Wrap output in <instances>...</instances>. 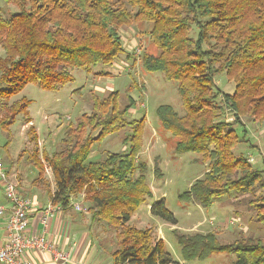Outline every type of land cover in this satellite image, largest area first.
<instances>
[{
    "label": "trees",
    "instance_id": "trees-1",
    "mask_svg": "<svg viewBox=\"0 0 264 264\" xmlns=\"http://www.w3.org/2000/svg\"><path fill=\"white\" fill-rule=\"evenodd\" d=\"M3 1L16 11L0 15L2 131L8 132L18 115L27 114L30 101L11 102L26 85L59 91L74 82L76 70L90 73L95 67L112 65L121 54L130 58L135 48L130 54L125 50L121 32L147 24L141 35L155 53L139 49L133 57L145 72L161 73L175 83L185 110L180 117L171 106L160 105L157 120L173 138L175 155L194 153L208 163L201 178L178 195L179 201L207 209L219 198L252 196L264 188V170L253 169L245 155L233 152L238 144L248 143L244 121H264V0ZM220 74L233 83L231 94L217 88L215 78ZM89 98V112L66 125L52 153L38 156L37 133L32 125L28 127L34 148L27 163L38 171V180L45 169L50 170L53 205L66 211L73 199L82 198L90 226L110 246L112 264H182L165 251L152 228L128 224L151 197L147 165L138 159L144 117L129 120L135 101L127 96V104L122 105L116 90L100 97L90 92ZM123 129L129 130L122 139L126 153L106 151L100 161H89L95 144ZM158 171L155 166L157 176ZM247 204L254 219L264 224V201L251 199ZM149 212L171 226L177 223L164 199L153 203ZM174 236L185 262L228 253L235 257L232 264H264L260 239L225 244L214 232Z\"/></svg>",
    "mask_w": 264,
    "mask_h": 264
},
{
    "label": "rangeland",
    "instance_id": "rangeland-1",
    "mask_svg": "<svg viewBox=\"0 0 264 264\" xmlns=\"http://www.w3.org/2000/svg\"><path fill=\"white\" fill-rule=\"evenodd\" d=\"M15 11V6L7 5L0 0L1 16ZM147 29V24H141L125 29L124 33L121 32L122 42L128 53L133 48H138L141 52L146 48L148 52L155 53L153 45L141 35ZM136 61L133 56L125 58L121 54L112 65L95 67L90 73L76 70L74 82L65 85L59 91H45L34 84L26 85L11 99V102L20 98L30 101L27 114L16 117L15 122L9 127L10 135L0 129V157L8 153L11 158L18 159L16 160L18 169L29 166L26 165L29 160L27 156H31L34 148L27 133L31 125L37 133L38 156L42 152L52 153L58 148L66 125L74 124L81 114L89 112L90 92L100 97L108 92L107 85H112L114 90L119 92L122 105L127 104V96L135 101L129 110V120L139 121L143 117L145 119L138 159L147 165L146 180L151 197L146 198L132 214L128 224L137 229L152 228L155 238L162 239L165 251L179 263L232 264L235 257L228 253L212 254L203 260L185 262L182 260L174 235L214 232L219 241L225 244L240 238L260 239L264 242V224L254 219L253 210L247 204L251 199L264 201V188L255 190L252 196L245 195L235 199L233 194L229 198H219L207 209L193 203L180 202L178 195L188 191L191 184L201 178L208 163L203 162L201 156L194 153L182 155L173 153V138L161 128L155 112L158 106L169 105L178 116L185 115L176 85L174 82L166 81L161 73L145 72ZM215 83L224 93L231 94L234 90L233 83L228 81L224 74L217 75ZM26 117L30 118V123H26ZM226 119L230 120L229 116ZM244 128L248 143L238 144L233 152L236 155L251 157L252 168L262 171L264 170V121L259 123L245 120ZM238 131L240 134L241 129L238 128ZM128 133V129H123L95 144L89 155V161H100L106 151L126 153L128 146L122 139ZM155 166L159 169L158 176L154 173ZM21 172L24 176V171ZM27 172L29 173L30 169H27ZM33 172L36 174L35 169ZM9 177L15 182L12 176ZM45 177L50 180V186H54L49 169ZM161 199H164L165 207L176 219V225L171 226L150 214V206ZM81 200V205L74 204L73 207L83 212L87 205ZM76 202L77 200L74 199L71 201V203Z\"/></svg>",
    "mask_w": 264,
    "mask_h": 264
},
{
    "label": "crops",
    "instance_id": "crops-1",
    "mask_svg": "<svg viewBox=\"0 0 264 264\" xmlns=\"http://www.w3.org/2000/svg\"><path fill=\"white\" fill-rule=\"evenodd\" d=\"M106 88L107 91L114 90L112 85H107ZM7 133L10 135L9 131ZM16 160L18 159L11 158L8 153L4 157H0L7 176L13 177L20 194L31 201L32 207L28 213L29 231L40 234L47 241L53 243L58 250L67 255L68 261L55 263L48 253L36 250L26 252L24 258L33 264H112L110 246L104 243V235L97 233L96 228L90 226L89 216L85 211L82 212L73 206L71 209L63 211L59 206L53 205L56 208L55 212L49 218L47 226H43L41 219L45 216L44 210L50 204V194L53 192L54 186H50V180L48 181V178L45 177L47 169H45L42 179L38 180V171L32 164L26 163L29 166L18 169ZM27 169H30L29 173ZM34 169L36 174L33 172ZM22 170L25 173L24 176H22ZM42 180L47 183L46 188ZM81 199V197L74 199L77 202L72 204L81 205ZM0 204L7 210L10 207L4 197L1 184ZM4 237L5 230L2 222L0 225L1 243L4 241Z\"/></svg>",
    "mask_w": 264,
    "mask_h": 264
},
{
    "label": "built area",
    "instance_id": "built-area-1",
    "mask_svg": "<svg viewBox=\"0 0 264 264\" xmlns=\"http://www.w3.org/2000/svg\"><path fill=\"white\" fill-rule=\"evenodd\" d=\"M138 55L139 49L135 48L133 56ZM247 160L253 163L251 157H248ZM0 184L4 197L10 206L7 210L0 204V225L3 222L5 230L4 241L0 242V264H33L31 261L26 260L24 256L26 252L34 250L48 253L55 263L67 262V255L58 250L53 243L47 241L42 235L29 231L28 213L32 207L31 201L20 194L15 183L7 176L1 161ZM54 209L56 208L50 202L44 210L45 216L41 219L44 227L47 226L49 218L53 216ZM229 224H232V222H229Z\"/></svg>",
    "mask_w": 264,
    "mask_h": 264
}]
</instances>
